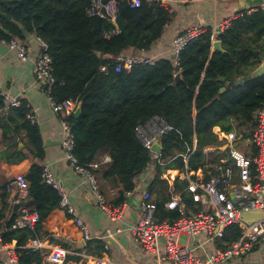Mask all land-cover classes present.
<instances>
[{
  "label": "trees",
  "instance_id": "obj_1",
  "mask_svg": "<svg viewBox=\"0 0 264 264\" xmlns=\"http://www.w3.org/2000/svg\"><path fill=\"white\" fill-rule=\"evenodd\" d=\"M91 1L30 0V17L26 7L18 4L19 0H0V11L12 16L7 21L0 15V39L8 41L35 33L48 43L56 78L52 95L59 101L82 103L80 117L76 118L74 113L68 117L75 135L73 153L79 165L95 176L120 185L117 205L126 201L127 192L135 188V178L149 165L157 172L150 188L157 183L161 185L159 176L164 170L184 171L183 155L193 146L195 138L196 149L188 160L191 169L197 170L228 155L229 150L220 149L222 143L213 131L215 126L226 132L236 129L245 137L252 135L254 114L264 103V75L241 85L235 81L249 76L259 64V54L264 55V7L236 12L218 35L223 51L213 50V30L207 27L180 51L178 61L173 57L160 58L154 64L136 62L130 69L117 71L116 56L132 49L134 52L151 49L174 14L160 0H143L137 8H131L127 0H119L117 20L113 23L89 16ZM116 29L120 32L115 33ZM102 66H108V71H102ZM179 71L181 77L176 79ZM5 107L0 96V110ZM13 108L8 118L14 122L24 120L21 126L28 137L27 148L37 159L25 176L29 181L28 199L40 221L33 229L14 230L11 229L14 214L4 224L0 223V229L5 241L15 239L19 246H24L28 239L39 236L42 221L61 207V193L42 178L45 149L40 127L27 118L29 109L25 103ZM156 115L176 128L162 137L163 164L153 163L152 152L136 135V126ZM3 131L6 135L7 126H3ZM208 146L217 147L214 154L204 152ZM107 151L110 163L102 171L94 169L92 165L99 154ZM14 156L18 162L28 155L17 150ZM186 186V181L177 179L175 189L182 191L188 212H197V203L184 190ZM10 196L7 184L0 183L4 203L1 221L5 219ZM157 204L159 220L174 222L181 217L178 209L166 208L164 199ZM240 234L239 225H230L219 239V246L230 247ZM18 251L21 264H41L40 250Z\"/></svg>",
  "mask_w": 264,
  "mask_h": 264
},
{
  "label": "built area",
  "instance_id": "obj_2",
  "mask_svg": "<svg viewBox=\"0 0 264 264\" xmlns=\"http://www.w3.org/2000/svg\"><path fill=\"white\" fill-rule=\"evenodd\" d=\"M160 1L163 3L165 0ZM127 2L131 8H137L142 5L143 0H127ZM118 4L119 0H92L87 11L89 16H97L115 23L118 16ZM229 23L230 20L225 21L222 29L228 26ZM114 32L118 33L120 30L116 29ZM202 32V27H191L175 36L172 50L176 61H178L180 51ZM38 40L40 50L35 55L30 53L27 44L23 40L12 38L7 43L11 49L16 51L20 59L32 62L36 79L44 84L50 106L61 119L62 147L66 159L78 173L88 178L92 191L108 215L113 219H121L127 206V200L118 206L108 205L99 191L94 174L91 170L79 165L73 153L75 135L68 117L74 113L77 105L71 100L59 101L52 95V88L56 82L53 60L49 53L48 43L39 36ZM136 62L154 64L155 59L144 54L122 52L116 56L115 68L117 71L122 68L130 69ZM101 70L107 72L108 66H102ZM0 96L9 106H19L21 104L20 100L12 98L5 91H0ZM26 106L29 109L27 118L36 123L34 110L30 104H26ZM254 124L253 133L249 137H245L244 133L236 129L226 132L220 126L213 128L218 140L222 143L221 145H226L228 148L232 165L228 163L216 165L209 172L208 178L190 173L192 171L188 166V160L195 152V142L192 147H188L187 153L183 155L186 168L183 171L182 180L187 182L186 190L191 194L193 201L202 206L201 211L194 215H187L181 201V194L178 193L172 196L165 206L168 209H178L181 217L174 222L161 221L157 216L158 204L154 199V195L149 188H145L142 192L139 218L132 226L135 239L149 251L156 252L158 240L164 238V258L170 264H220L233 257L251 253L259 243L263 242L264 215L260 219L248 223L242 220L241 214L243 211L249 210L259 209L264 211V103L254 114ZM174 130L176 128L173 125L158 115L136 126V135L144 147L152 152L154 164H163L161 153L153 149L154 143L158 139H162L166 133ZM238 143H245L249 145L250 149L247 151L242 150L238 147ZM211 148L209 146L204 148V152H208ZM151 166L152 164L147 168ZM167 170L161 176L170 179L173 175L169 174L171 170L166 173ZM42 178L46 183L53 185L60 191L61 207L65 208L67 213L74 219L78 228L82 231L84 239H90L91 234L87 224L78 216L77 210L71 204L62 186L54 179L48 166L44 167ZM7 190L11 193L10 202L16 206V218L11 225V229H33L36 227L40 221L38 212L34 206L23 204L24 200L28 199L29 192V181L25 174L18 173L7 184ZM133 190L128 195H131ZM231 194H234V199L231 198ZM4 222L6 221L0 220V223L4 224ZM233 224L240 226L239 239L233 242L230 247L219 248L205 258L194 253V249H189L181 244L180 235L187 233L193 235L195 240L203 232L208 234L210 240L221 239L224 236L225 229ZM47 241L46 238L36 236L28 239L24 246H19L15 239L11 242L5 241L3 231L0 229V250L5 255V258L0 257V264H21L19 248L40 250L41 264H65L66 251L62 248H56L47 252ZM200 246L198 244L197 247ZM94 264H106V260L98 258Z\"/></svg>",
  "mask_w": 264,
  "mask_h": 264
},
{
  "label": "crops",
  "instance_id": "obj_3",
  "mask_svg": "<svg viewBox=\"0 0 264 264\" xmlns=\"http://www.w3.org/2000/svg\"><path fill=\"white\" fill-rule=\"evenodd\" d=\"M163 4L170 8L174 17L165 28L161 38L147 51L128 50L125 53L144 54L155 60L172 58L174 38L179 32L191 27H202L203 29L211 27L213 40L217 39L218 35L215 31L217 29L222 31L225 21L233 19L238 11L237 0H165ZM261 7H264V4ZM17 39L27 44L32 55L40 50L38 36L35 33H26L23 38L17 37ZM0 91L7 92L21 103L31 105L43 138L45 149L43 164L50 168L54 179L62 186L71 204L77 210L78 216L87 224L91 234V238L84 242V235L74 219L65 208H57L40 224L38 237L48 240L46 251L50 252L56 248L65 250L67 256L65 264H94L98 258L105 259L106 264H170L164 258L165 239L158 240L156 252L149 251L135 239L132 226L139 218L141 197L145 188L152 191L157 203L159 199H164L166 204L172 196L179 193L186 214L194 215L202 210V206L197 203L195 208L199 210L197 212L191 210L189 213L182 200V191L175 189L177 179L184 181L182 180L184 172L178 169H168L171 172L167 170L166 173L172 174L173 177L165 179L161 176L164 170L159 176L161 185L157 183L150 188L157 172L153 165L147 168L135 178V191L133 190L131 195H128L130 191L127 192V206L122 218L113 219L101 207L88 178L78 173L66 159L62 147L61 119L50 106L44 84L36 79L32 62L20 59L16 51L11 49L7 40L4 39H0ZM13 107L16 106L6 104V107L0 110V117H7L5 121L0 118V183L2 184L10 183L18 173L26 174L36 159L27 148L28 137L26 130L21 126L24 120L19 119L18 122H14L8 118ZM3 126H7L6 135H4ZM194 142L197 145L196 138ZM244 145L245 151L250 149L249 145ZM216 148L212 146L208 152L214 154ZM220 149L228 150L224 145ZM17 150H23L28 156L17 162L14 156ZM228 155L222 156L215 162H208L197 170L191 169L190 173L208 178L209 172L216 165L221 163L232 165ZM110 161V153L102 152L92 167L102 171ZM95 177L105 202L111 206H118L120 185L114 181L101 179L99 176ZM186 187L185 191H187ZM10 199L11 196L4 215L5 221L10 220L14 214L16 215V206L10 202ZM23 204L33 206L29 199L24 200ZM3 206L4 203L0 197V213ZM95 241H99L100 244L98 245ZM180 241L183 246L194 249V253L204 258L222 248L218 243L219 238L210 240L206 232L200 234L197 240L190 233L180 235ZM198 244L201 245L199 248ZM0 257L5 258L1 250ZM220 264H264V241L259 243L251 253L233 257Z\"/></svg>",
  "mask_w": 264,
  "mask_h": 264
},
{
  "label": "water",
  "instance_id": "obj_4",
  "mask_svg": "<svg viewBox=\"0 0 264 264\" xmlns=\"http://www.w3.org/2000/svg\"><path fill=\"white\" fill-rule=\"evenodd\" d=\"M29 1L30 0H19L18 4L19 5H24L26 7V9L28 10V15L30 17H32V13L30 11V8H29ZM264 4V0H237V10H246V9H256L258 7H261V5ZM0 15L6 19L7 21H11L12 20V16L9 15V14H6V13H3L0 11ZM21 27H23L21 25ZM2 29L7 33L9 34V30L6 29L5 27H2ZM221 33V30L220 29H217L215 31V34L216 35H219ZM212 47H213V50H219V51H223V47H222V42L221 40H219L218 38L217 39H214L212 41ZM134 49H132L133 51ZM257 54H259V51H257ZM173 59H175V56H173ZM264 75V55L263 54H259V64L257 65V67L254 69V71L247 77H242V78H239L235 81V84L236 85H241L243 84L244 82L246 81H249L253 78H258L260 76ZM181 77V71H179L177 74H176V79L180 78ZM222 80H225L224 77H221ZM226 88L223 87L222 88V91H225ZM81 110H82V103L79 102L75 108V111H74V116L76 118L80 117L81 115ZM226 145H224L225 147ZM153 149L157 152H162L163 150V142H162V139H158L154 145H153ZM231 198L234 199V194H231ZM139 206V205H137ZM264 215V211L263 210H249V211H243L242 214H241V218L243 221L245 222H248V223H252L258 219H260L262 216ZM84 242H86V240H84Z\"/></svg>",
  "mask_w": 264,
  "mask_h": 264
},
{
  "label": "rangeland",
  "instance_id": "obj_5",
  "mask_svg": "<svg viewBox=\"0 0 264 264\" xmlns=\"http://www.w3.org/2000/svg\"><path fill=\"white\" fill-rule=\"evenodd\" d=\"M245 143H238V147H240L242 150L245 149ZM137 208V207H136Z\"/></svg>",
  "mask_w": 264,
  "mask_h": 264
}]
</instances>
